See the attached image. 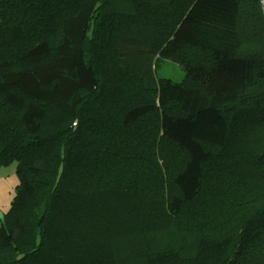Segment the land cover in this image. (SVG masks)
<instances>
[{
	"label": "trees",
	"instance_id": "trees-1",
	"mask_svg": "<svg viewBox=\"0 0 264 264\" xmlns=\"http://www.w3.org/2000/svg\"><path fill=\"white\" fill-rule=\"evenodd\" d=\"M12 161L0 264H264L260 0H0Z\"/></svg>",
	"mask_w": 264,
	"mask_h": 264
},
{
	"label": "rangeland",
	"instance_id": "rangeland-1",
	"mask_svg": "<svg viewBox=\"0 0 264 264\" xmlns=\"http://www.w3.org/2000/svg\"><path fill=\"white\" fill-rule=\"evenodd\" d=\"M122 10L131 12L132 8L125 3ZM183 74L184 71L180 65L168 59L163 60L157 70L158 76L170 77L175 81L181 80ZM18 183L19 177L16 173V161H12L0 168V209L8 208L11 205Z\"/></svg>",
	"mask_w": 264,
	"mask_h": 264
},
{
	"label": "clouds",
	"instance_id": "clouds-1",
	"mask_svg": "<svg viewBox=\"0 0 264 264\" xmlns=\"http://www.w3.org/2000/svg\"><path fill=\"white\" fill-rule=\"evenodd\" d=\"M260 4L262 6H264V0H260ZM262 10H264V8H262ZM9 209H10V205H9L8 208H2V209H0V220H3L4 216L9 211Z\"/></svg>",
	"mask_w": 264,
	"mask_h": 264
},
{
	"label": "built area",
	"instance_id": "built-area-1",
	"mask_svg": "<svg viewBox=\"0 0 264 264\" xmlns=\"http://www.w3.org/2000/svg\"><path fill=\"white\" fill-rule=\"evenodd\" d=\"M262 6V5H261ZM262 8H264V6H262ZM263 14H264V10H263Z\"/></svg>",
	"mask_w": 264,
	"mask_h": 264
}]
</instances>
